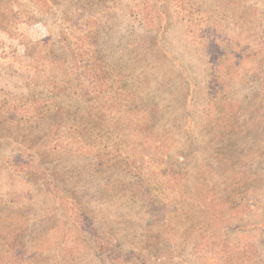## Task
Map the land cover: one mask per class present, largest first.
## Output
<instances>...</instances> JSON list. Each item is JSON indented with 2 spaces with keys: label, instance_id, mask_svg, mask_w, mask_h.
<instances>
[{
  "label": "rangeland",
  "instance_id": "obj_1",
  "mask_svg": "<svg viewBox=\"0 0 264 264\" xmlns=\"http://www.w3.org/2000/svg\"><path fill=\"white\" fill-rule=\"evenodd\" d=\"M263 69L264 0H0V264H102L84 224L158 232L154 264H264Z\"/></svg>",
  "mask_w": 264,
  "mask_h": 264
},
{
  "label": "trees",
  "instance_id": "obj_2",
  "mask_svg": "<svg viewBox=\"0 0 264 264\" xmlns=\"http://www.w3.org/2000/svg\"><path fill=\"white\" fill-rule=\"evenodd\" d=\"M264 70V69H263ZM209 108L212 110L211 112V118H209L208 121V129H214L216 128V124L218 122V115L221 113L219 107H213V105H210ZM106 110L103 107H100L99 105H96L92 108V112H90L88 117V124H89V131L92 134H88L90 137L99 138L101 136L105 135H111L113 132V129L108 126L107 121L105 120L106 117ZM3 121H6L7 119L1 118ZM13 118H10L9 121L12 122ZM2 124V121H0V125ZM221 128L219 129V131ZM108 137V136H106ZM121 135L117 134L115 137H113V148L114 153L118 154L114 159H110L108 161L114 160L116 162V165L118 167L129 168L130 162L128 159H122L119 160L122 156L120 155L119 150V143H120ZM96 154L98 156L101 155V151L99 147L96 150ZM119 160V161H117ZM15 168H21L24 169L25 165L22 161L19 159L15 160L14 162ZM37 169L38 173H41L43 170L42 166L39 165ZM136 169V175L133 177L135 187L137 190H135L138 198L141 200L147 202V203H153V198H155V193L153 189H148V185H144L142 182L143 174L141 172L140 167H135ZM45 171V170H43ZM172 179V177H171ZM49 185H52L51 192L56 191V187H58V181L59 176H57L55 173L49 174ZM134 192V193H135ZM77 217L71 216V221L74 223ZM67 219V218H66ZM48 221V220H47ZM161 222V221H160ZM197 222H194L192 219V222L189 220L187 222L188 225L193 228ZM152 222H149L147 224V227L150 228ZM154 224V223H153ZM185 224V223H184ZM197 225H203L202 222H200ZM187 226V225H186ZM84 228L81 229L77 234L76 237H79L82 239L83 242H86L89 246H91L90 252L94 257H98L102 264H154L157 258L162 257L158 256L159 249L163 252L169 254L170 249L168 247L169 240L166 238H159L160 236L157 233L154 232H144L143 233V239L139 242L136 240V244L138 243L139 246L135 248H124L123 247V240H125L126 237H129L128 235L133 236V232H126L122 234H117L115 231H112L111 229H105V230H99L95 228L91 224H84ZM188 229L189 226H187ZM47 230V228H45ZM39 238L33 240L34 243H36L40 237L42 236V231L38 234ZM131 240V239H130ZM166 255V254H165ZM167 256L165 257V259ZM154 262V263H153ZM166 263L167 261H163Z\"/></svg>",
  "mask_w": 264,
  "mask_h": 264
}]
</instances>
